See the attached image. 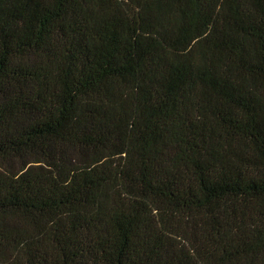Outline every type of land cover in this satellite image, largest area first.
Returning a JSON list of instances; mask_svg holds the SVG:
<instances>
[{"label": "trees", "instance_id": "obj_1", "mask_svg": "<svg viewBox=\"0 0 264 264\" xmlns=\"http://www.w3.org/2000/svg\"><path fill=\"white\" fill-rule=\"evenodd\" d=\"M0 264H264V0H0Z\"/></svg>", "mask_w": 264, "mask_h": 264}]
</instances>
